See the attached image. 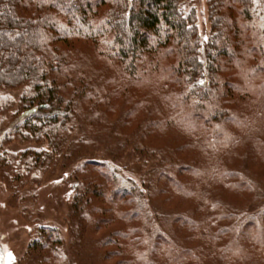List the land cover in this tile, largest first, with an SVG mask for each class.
Segmentation results:
<instances>
[{
  "label": "trees",
  "instance_id": "1",
  "mask_svg": "<svg viewBox=\"0 0 264 264\" xmlns=\"http://www.w3.org/2000/svg\"><path fill=\"white\" fill-rule=\"evenodd\" d=\"M192 1L0 0V101L20 91L15 119L0 129V169L12 190L25 173L41 178L45 160L66 157L67 144L85 141L78 131L115 120L124 129L114 134L121 149L162 160L152 186L138 184L117 159L88 158L78 167L89 174L73 180L67 224L95 239L100 264H187L203 259L209 244L222 264H264V212L241 222L225 206L230 196L236 204L252 200L247 175L264 181V0H207L206 42ZM96 59L99 70L90 67ZM223 67L232 68L229 76ZM241 73L244 83H234ZM140 80L153 83L156 98ZM234 94L256 101L234 107ZM13 140L31 146L6 151ZM155 205L177 212L171 239L148 235ZM36 235L28 255L48 252L51 264L67 263L57 228Z\"/></svg>",
  "mask_w": 264,
  "mask_h": 264
},
{
  "label": "rangeland",
  "instance_id": "2",
  "mask_svg": "<svg viewBox=\"0 0 264 264\" xmlns=\"http://www.w3.org/2000/svg\"><path fill=\"white\" fill-rule=\"evenodd\" d=\"M192 6L195 7L197 13L198 30L202 40L206 42L211 28L207 0H193ZM172 60L173 55H169L165 61L169 62ZM102 63L101 60L96 59L95 63H90V67L91 69L99 70L101 69ZM231 69H224L223 67L220 69V72L222 75L229 76L231 74ZM149 78L150 81L153 80V74H151ZM244 81V75L241 73L233 82L242 85ZM257 81L258 77L253 83L254 87ZM137 85L140 86V89H142L144 93H150L153 98H156L157 95L153 92L152 82L149 83L145 80H140L137 82ZM19 92L20 91L15 90L8 92L7 95L10 104H8L7 99L0 101V107H3L0 110V129H4L7 127V122L15 119L13 114L16 112V108L13 107L16 106V103L14 105L13 100L18 101L16 97H18ZM123 96L124 93L121 92L117 98L113 99L112 105L114 114L117 113V109L121 106ZM237 96L239 97L238 94H234L232 105L234 107H241L245 110L248 109L251 103L256 101L252 97L245 99L240 98L237 100ZM141 116V110L133 115L131 122L133 125H130L131 129H134L135 124L139 122ZM261 123V133L264 139V118ZM121 126L119 121L115 120L110 122L108 126L97 128L95 131L86 135H84L85 132L81 130L78 131L77 133H79V135L77 134V136H82L85 141L71 146L67 144L62 148L68 159L64 157L60 158L58 161L53 159L45 160L42 176L35 181L32 180L31 173H25L24 175L27 180L18 192H15L7 185L8 180L3 178V172L0 169V264L45 263L41 261V258H49L50 262L47 264H51L52 261L48 252L40 253L39 257L41 258L38 257L37 252L30 254L31 256L28 255L30 245L37 236V231L40 227L47 226L57 228L60 233L64 247V259H67V263L63 264H100L97 262L95 254V239L92 240L86 236L77 237L76 232L73 231L74 229H69V225L67 224L73 180L76 177H88L89 174L88 171L83 173L79 172L78 167L88 158L108 161H115V159H117L119 166L124 167L126 172L129 170L133 173V175H129L132 176L138 184H151V186L155 173L163 167L162 160H157V157L147 160L140 157L138 153L134 151L132 145H129L124 150L121 149L116 139H114V134H121L122 130H124L122 129L119 132ZM127 130H129V127ZM103 131H105L104 134H102ZM168 133L174 132L168 130ZM77 136L72 139L73 142L76 141L78 138ZM19 141L16 143V140H13L5 147V150L17 151L15 153H18L19 151L30 148V144L21 143ZM236 148L239 154H243V145L240 144ZM247 177L255 189L252 200L249 203L236 204L235 198L230 196L229 198L231 200L229 201L233 203L225 202V206L229 210L228 213L234 215V220H241V222H245V218L264 212V181L259 180L253 175H247ZM172 206H175V204ZM155 207L156 208H150L151 215L147 218L148 222L146 229L148 235L152 236L154 231H160L167 238L171 239V221L175 211H166L156 205ZM71 231H73V235ZM195 241L196 243L198 242L197 239ZM240 245L242 246V244ZM214 248H216L214 244H209V246L205 248L208 253L203 259H199V261L194 260L195 262L193 260H188L189 262L187 264H222L224 257L221 254L213 252ZM248 257L256 260V257L253 254L251 255V253L248 254ZM111 263L112 261L110 260L106 261L104 264Z\"/></svg>",
  "mask_w": 264,
  "mask_h": 264
}]
</instances>
